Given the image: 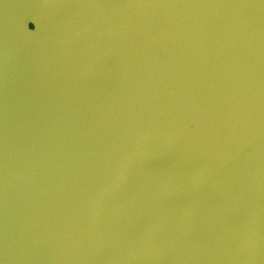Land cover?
<instances>
[{
  "label": "water",
  "instance_id": "obj_1",
  "mask_svg": "<svg viewBox=\"0 0 264 264\" xmlns=\"http://www.w3.org/2000/svg\"><path fill=\"white\" fill-rule=\"evenodd\" d=\"M0 264H264V0H0Z\"/></svg>",
  "mask_w": 264,
  "mask_h": 264
},
{
  "label": "snow or ice",
  "instance_id": "obj_2",
  "mask_svg": "<svg viewBox=\"0 0 264 264\" xmlns=\"http://www.w3.org/2000/svg\"><path fill=\"white\" fill-rule=\"evenodd\" d=\"M27 27H28V24H27ZM32 30L35 31V26H33V29Z\"/></svg>",
  "mask_w": 264,
  "mask_h": 264
},
{
  "label": "flooded vegetation",
  "instance_id": "obj_3",
  "mask_svg": "<svg viewBox=\"0 0 264 264\" xmlns=\"http://www.w3.org/2000/svg\"><path fill=\"white\" fill-rule=\"evenodd\" d=\"M4 89V88H3Z\"/></svg>",
  "mask_w": 264,
  "mask_h": 264
}]
</instances>
